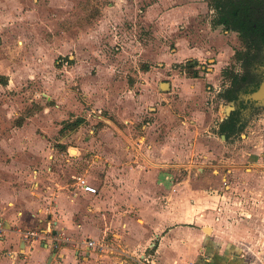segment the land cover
Here are the masks:
<instances>
[{
	"label": "rangeland",
	"instance_id": "obj_1",
	"mask_svg": "<svg viewBox=\"0 0 264 264\" xmlns=\"http://www.w3.org/2000/svg\"><path fill=\"white\" fill-rule=\"evenodd\" d=\"M213 19L205 0H0V160L24 154L43 186L53 172L55 193L72 198L75 177L88 179L93 199L113 202L104 225L116 209L142 224L138 202L174 212L183 196L192 219L200 191L221 185L200 168L224 159L216 128L227 107L239 110L224 94L244 71L238 35ZM250 96L245 125L264 116ZM201 126L216 135L201 137ZM79 205L90 214L89 201ZM113 231L92 241L113 245Z\"/></svg>",
	"mask_w": 264,
	"mask_h": 264
},
{
	"label": "crops",
	"instance_id": "obj_2",
	"mask_svg": "<svg viewBox=\"0 0 264 264\" xmlns=\"http://www.w3.org/2000/svg\"><path fill=\"white\" fill-rule=\"evenodd\" d=\"M247 100L264 111V101L252 96ZM235 108H226L225 118L217 124L219 132ZM259 119L240 123L241 131L229 138L221 134L227 143L224 159L200 168L201 175L211 168L221 185H215L218 189H211L208 196L200 191L192 219L187 217L183 196L174 212L164 203L138 202L142 224L132 218L122 222L118 209L112 219L115 227L101 224V216H108L104 211L113 202L93 199L100 197V191L88 179L96 194L86 192L78 181V199L55 193L61 188L60 178L51 172L50 183L43 186L39 171L21 160L24 154L10 153L6 161L0 160V264H80V258L83 264H264V116ZM202 132L201 137L216 135L208 128ZM167 151L165 156L172 149ZM35 154L34 158L41 159L40 153ZM208 156H203L205 163ZM153 172L146 174L147 179L156 176ZM147 184L149 190L163 188L158 183ZM79 200L90 202V214L80 210ZM32 229L68 235L73 243H60L56 248L49 238L31 244L24 234ZM112 230L117 232L113 245L104 242L102 250L85 246L99 235L109 237ZM82 237L90 240L79 241Z\"/></svg>",
	"mask_w": 264,
	"mask_h": 264
},
{
	"label": "trees",
	"instance_id": "obj_3",
	"mask_svg": "<svg viewBox=\"0 0 264 264\" xmlns=\"http://www.w3.org/2000/svg\"><path fill=\"white\" fill-rule=\"evenodd\" d=\"M205 1L214 13L212 26L236 33L243 45L236 56L244 71L235 75L232 86L224 94L227 102H238L242 95L256 93L264 80V0ZM241 107L246 108L243 102L220 125V133L227 138L241 131Z\"/></svg>",
	"mask_w": 264,
	"mask_h": 264
},
{
	"label": "built area",
	"instance_id": "obj_4",
	"mask_svg": "<svg viewBox=\"0 0 264 264\" xmlns=\"http://www.w3.org/2000/svg\"><path fill=\"white\" fill-rule=\"evenodd\" d=\"M77 181L86 192H89L92 194L97 193V190L94 187L88 185L87 181L83 179L82 177H78ZM1 231H2V224L0 223V232ZM49 238L53 240V243L56 246V248L58 247L60 243H73L70 237L66 236L65 234L59 233V232L44 233V231H41L40 229H32V230L26 231L24 234V239L26 241H29L31 244L35 242L46 241ZM85 246L89 249H94V250L103 249L101 245L96 244L94 241L86 242Z\"/></svg>",
	"mask_w": 264,
	"mask_h": 264
},
{
	"label": "water",
	"instance_id": "obj_5",
	"mask_svg": "<svg viewBox=\"0 0 264 264\" xmlns=\"http://www.w3.org/2000/svg\"><path fill=\"white\" fill-rule=\"evenodd\" d=\"M252 99H255V100H262V101H264V80H263V82H262V84H261V86H260V88H259V90L256 92V93H254L253 95H252Z\"/></svg>",
	"mask_w": 264,
	"mask_h": 264
},
{
	"label": "flooded vegetation",
	"instance_id": "obj_6",
	"mask_svg": "<svg viewBox=\"0 0 264 264\" xmlns=\"http://www.w3.org/2000/svg\"><path fill=\"white\" fill-rule=\"evenodd\" d=\"M238 102H239V104L243 102V104L245 105L246 108H247V105L246 104L249 105V102L248 101L245 102L244 100L241 99V97H240V100Z\"/></svg>",
	"mask_w": 264,
	"mask_h": 264
}]
</instances>
